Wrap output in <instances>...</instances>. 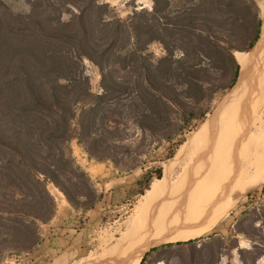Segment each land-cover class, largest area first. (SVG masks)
<instances>
[{"label": "trees", "instance_id": "trees-1", "mask_svg": "<svg viewBox=\"0 0 264 264\" xmlns=\"http://www.w3.org/2000/svg\"><path fill=\"white\" fill-rule=\"evenodd\" d=\"M92 2L64 0L79 10L69 22L61 20L60 8L43 17L36 11L39 4L27 16H0V147L17 158L0 173V234H14L0 241L6 255L39 244L36 221H48L55 209L46 182L72 206L78 204L61 181L70 182L75 173L86 177L69 143L75 139L90 158H101L106 144L95 136L101 130L97 122L108 121L112 100L123 97L139 127L171 139L166 132L173 119L187 129L203 117H192L187 101L199 103L233 87L238 54L248 53L259 37L261 10L255 0H152L147 17L128 25L100 17L92 24L85 14ZM153 42L162 45V57L146 53ZM83 58L100 68L103 94L90 93ZM119 63L133 79L114 78L112 65ZM212 71L229 74V83L215 85ZM81 205L91 209L94 201ZM191 243L154 247L139 264L159 250Z\"/></svg>", "mask_w": 264, "mask_h": 264}, {"label": "rangeland", "instance_id": "rangeland-1", "mask_svg": "<svg viewBox=\"0 0 264 264\" xmlns=\"http://www.w3.org/2000/svg\"><path fill=\"white\" fill-rule=\"evenodd\" d=\"M63 2L64 0H0V16L4 19L15 15L27 16L33 11L32 7L39 4L40 7L36 8V11L43 17L49 13L55 16L53 7L60 8L63 11L61 20L69 22L73 14H77L79 10L71 4L65 6ZM255 2L262 15L264 0ZM49 3L51 7L48 6ZM152 4V0H94V4L92 2V6L85 14L89 13L92 24L100 17L104 21L119 20L128 25L147 17L145 12L151 11ZM135 13L141 15L135 16L131 21ZM239 43L237 45L241 46L242 43ZM146 53L153 59L165 54L158 42L149 44ZM241 55L243 54H238V58ZM82 68L89 81L90 93L103 94L100 68L85 58L82 60ZM111 72L114 78L127 76L134 78L128 70L121 69L120 63L113 64ZM212 74L218 79L215 82L217 86H226L230 81L229 74L224 77H219L216 71H212ZM228 91L229 89H226L216 93L211 99L204 98L199 103L187 101L192 117L201 115L203 117L194 121L189 128L183 129V124L174 120L176 116L171 115L173 122L166 132L171 139H164L160 133L154 134L139 127L134 122L132 110L126 107L127 101L123 97H120L119 101L112 100L105 115L108 121L102 126L99 120L97 127L101 130L95 134L99 141L106 144L102 148L103 156L99 159L90 158L77 140L69 143L72 157L85 172L86 177L75 173L76 177H71L70 182L61 181L78 204L72 206L55 185L46 182V189L54 200L55 209L48 221H36L39 244L29 251H13L7 255L0 252L2 263L73 264L74 261L83 260L102 239H107L116 224L130 222L146 213L145 211H158L164 208L170 211L175 206L176 199L185 192V189L186 192L192 189V186L190 183L186 184V180L177 181L176 178L168 182H158L163 176L164 167L200 123L215 111ZM164 109L173 111L172 108ZM102 127L106 130H102ZM9 161L15 163L17 158L12 151L0 147V173ZM176 166V164L171 166L173 170L171 173H180ZM190 169L186 173H193L192 168ZM150 187L154 189L151 190ZM236 197L235 194L228 195L230 202L235 201ZM88 201H94L91 209H85L84 205H81ZM223 213L218 215L209 231L188 240L192 241L190 245L159 250L151 254L144 264H164L170 259V254H173L171 258H177L181 264H253L261 256L259 253L264 251V183L238 196L237 201ZM0 223H3L1 219ZM10 235L14 234L1 233L0 241L10 238ZM239 241L247 249L239 248L237 244ZM82 250L85 251V256H80Z\"/></svg>", "mask_w": 264, "mask_h": 264}, {"label": "bare ground", "instance_id": "bare-ground-1", "mask_svg": "<svg viewBox=\"0 0 264 264\" xmlns=\"http://www.w3.org/2000/svg\"><path fill=\"white\" fill-rule=\"evenodd\" d=\"M238 64L233 87L180 145L158 181L186 180L192 189H185L170 211H145L116 224L107 239L86 256L82 250L85 258L73 264H139L154 247L200 237L238 196L264 183V9L259 37ZM173 164L180 173H171ZM190 168L193 173H186ZM231 194L235 201L228 199Z\"/></svg>", "mask_w": 264, "mask_h": 264}, {"label": "crops", "instance_id": "crops-1", "mask_svg": "<svg viewBox=\"0 0 264 264\" xmlns=\"http://www.w3.org/2000/svg\"><path fill=\"white\" fill-rule=\"evenodd\" d=\"M237 244H238L239 248L247 249V247L241 245L240 241ZM167 264H181V262L177 258H170L168 260ZM240 264H242V263H240ZM253 264H264V255H261L260 257H258Z\"/></svg>", "mask_w": 264, "mask_h": 264}]
</instances>
